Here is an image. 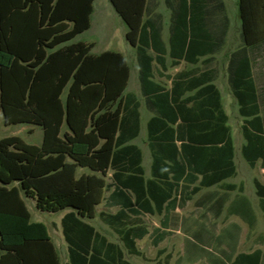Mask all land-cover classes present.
Returning <instances> with one entry per match:
<instances>
[{"label": "trees", "instance_id": "16d2710c", "mask_svg": "<svg viewBox=\"0 0 264 264\" xmlns=\"http://www.w3.org/2000/svg\"><path fill=\"white\" fill-rule=\"evenodd\" d=\"M95 1L0 0V116L6 126L43 129L40 145L19 136L0 139V264H62L47 225L32 220L28 199L41 212L69 210L62 218L68 264H133L86 221L108 191V205L120 209L99 216L130 254H138L135 240L147 230L133 215L183 204L200 188L236 174L229 118L214 84L216 71L208 67L230 28L224 1L164 0L170 10L167 48L153 0H109L136 48L141 93L155 114L147 124L153 159L148 180L141 151L127 144L140 130V102L125 94L128 59L74 42L91 29ZM238 7L241 46L229 57L228 82L243 118L242 155L252 168L260 160L264 168V98L253 75L254 62L264 55V0H239ZM167 55L173 67L182 61L203 67L170 77ZM155 69L171 79L170 88L155 80ZM80 169L87 171L78 175ZM196 175L199 185L184 194V183ZM254 184L264 213V183ZM233 264H262V252L240 254Z\"/></svg>", "mask_w": 264, "mask_h": 264}, {"label": "crops", "instance_id": "0c3cea01", "mask_svg": "<svg viewBox=\"0 0 264 264\" xmlns=\"http://www.w3.org/2000/svg\"><path fill=\"white\" fill-rule=\"evenodd\" d=\"M225 6H226V4H225ZM86 32L82 33L78 37L82 36ZM126 32H127V30H126ZM126 32H125V34H126ZM162 39L166 43L167 48H168L169 37H168V40L165 41V39L163 38V35H162ZM75 40H74V42H78ZM224 46H225V44H224ZM224 46L222 47L221 51L223 50ZM238 48H236V49H238ZM134 49L136 51V48H134ZM107 50L108 49H106L104 51H107ZM235 50H233V51H235ZM151 51L152 50H150V53H151ZM219 53H217V54H219ZM151 54L154 55V52ZM217 54L213 55L214 60H215V56ZM230 55H229V57H230ZM136 59H137V53H136ZM168 59H170V65H171V58L167 55V64H168V70H169ZM202 59H204V58H202ZM228 62H229V59H228ZM182 63H185L186 65H191L185 61H182L179 65H181ZM137 64H138V61H137ZM179 65H177V66H179ZM191 66L192 67L189 69H182L178 72L190 70L196 66L199 67L200 63L197 65H191ZM155 67L158 68V65L156 63H155ZM174 67H176V66H174ZM227 68H228V65H227ZM155 71H157V69H155ZM167 72L165 73L166 75H168ZM178 72H176V73H178ZM227 73H228V71H227ZM157 74H158V72H157ZM253 75L256 79L258 87L260 88V90H263L262 91V97L264 98V55L261 58H259L257 61L254 62V64H253ZM137 76H138V74H137ZM173 76H170V77H173ZM159 77L160 78H167L170 81V86H167V85L163 84L162 82L157 81L156 76H155V80L157 82L162 83L163 85L167 86L168 88L171 87V79L170 78H168L166 76H164V77L159 76ZM130 79H131V76H130ZM138 81H139V79H138ZM215 81H216V79L214 80V84L217 86ZM128 86H129V84H128ZM139 86H140V83H139ZM217 88H218V86H217ZM219 91H220V89H219ZM140 92H141V89H140ZM231 92H232V90H231ZM127 93H134V92H131V91L126 92L125 91V94H127ZM220 93H221V91H220ZM141 95H142V93H141ZM136 97L140 102V106L138 109L139 115H140V118H139V120H140L139 121V123H140L139 129L140 130H139V134L135 138L130 140L127 144L128 145H135L141 151V153H142V167L144 170V178L146 180H148V179L152 178V162H153V159H152V155H151V149L149 147L147 124H148V121L155 114L151 110L148 109L143 95H142L143 103L137 95H136ZM221 98H222V94H221ZM143 104H144L146 110L150 114L148 117L143 116V112H142ZM222 105H223V102H222ZM238 112H239V110H238ZM143 121L145 122L144 124H145V128H146V135L145 134L141 135ZM19 125L31 126L33 128L34 127H40V126L26 125V124H19ZM40 129L42 130V140H43V129L41 127H40ZM241 131H242V129H241ZM142 136H146L147 147H148L147 155L151 157V163H150L149 171L148 170L146 171V169L143 165V151L145 153V150L137 142V140L140 139ZM242 136H243V134H242ZM232 137H233V135H232ZM233 141L235 143L234 137H233ZM41 143H42V141L40 142V144ZM244 143H245V140L239 146L241 155H242V147H243ZM242 157H243V155H242ZM260 161L262 162V160H260ZM234 162H235V144H234ZM258 163H257V165H258ZM247 164H248V162H247ZM262 165H263V162H262ZM235 166H236V163H235ZM254 168H256V167H254ZM254 168H252L248 164L247 169H254ZM262 168H263V166H262ZM80 170H83V169H80ZM86 171H84V172H86ZM245 171H247V170H245ZM112 173L113 172L110 171V173L108 174L107 182H111ZM244 173L238 176L237 167H236V174L234 176L223 180L219 184H216V185H213L210 187L200 188L192 196V198L190 200L186 201L183 204H180L179 201L175 205L165 203L164 206L162 207V210L159 212H154V213L142 212L138 215H133L132 218L136 222V224L143 227V228H146V230H147V234L144 237L138 238L135 240L136 248L139 252L138 254H130L127 251V249L124 247V244H123L122 240L120 239V236L114 231V229L111 226H109L107 223H105L99 216L100 212H107V213L115 214L120 209L119 206H109L108 205L107 201H108V197H109L110 192H111V191H108L105 194V199L103 200V202L100 205H98V206H102L101 210L98 213H97V207L98 206L96 207L95 217L98 216L100 221L104 225L109 227L118 236L119 240L122 243V246L116 242L110 241L106 236L102 235L101 233L100 234L102 236L106 237L109 242H112V243L116 244L117 246H119L124 253L125 259L128 261H130V260L126 258L125 251L130 256L143 257L145 259L144 254L141 252V250L139 248V243L144 241L146 238H149V240L152 243V248L154 249V259L153 260L156 264H233V262L236 260L237 256H239L240 254H251V253L255 252L256 250H260L262 252V264H264V251L261 247L254 248L251 251H244L242 249L245 242L253 240V238H254L253 235L256 231V228L261 224L262 220H264V213H263V210L261 208L260 199L256 194V188H255V184H254V181L257 178L252 177V179L250 181L254 187V189H252L249 186L250 183L248 182V184H247L246 180L244 179V175H245ZM195 179H197L195 182L193 179H191V180H188L184 183V194L185 193L186 194L191 193L193 187L199 185V182L201 180V176L196 175ZM182 185H183V182H180V187H179L178 192H177V200L179 199V196L181 195V193L183 191L182 190L183 188L181 187ZM230 186H232V188H230ZM27 201L28 202L31 201L35 205V202L33 200L28 199ZM27 205H28V203H27ZM35 208H36V206H35ZM29 209H30V207H29ZM36 211L38 213L37 220H34L33 213H32V220L34 222H42L41 219H38V217H40V215L45 213V212H41L37 209H36ZM64 211H66L65 212V214H66L69 210H64ZM61 212H63V211H61ZM58 213H60V212H58ZM47 214H56V213H47ZM62 218H61L60 224H61V231L63 234ZM94 218H92V219H94ZM88 220H91V219H87L86 221L89 222ZM45 222H43V223L47 225L49 235L51 236V238H52V240H53V242L56 245V248L58 250V245L54 239L53 232L50 228V225L47 222L46 223ZM63 237H64V234H63ZM67 249H68V245H67ZM58 253H59V250H58ZM59 257H60V253H59ZM68 258H69V255H68ZM60 260H61V257H60ZM61 263H62V261H61Z\"/></svg>", "mask_w": 264, "mask_h": 264}, {"label": "rangeland", "instance_id": "374dc122", "mask_svg": "<svg viewBox=\"0 0 264 264\" xmlns=\"http://www.w3.org/2000/svg\"><path fill=\"white\" fill-rule=\"evenodd\" d=\"M239 0H224L226 4V11L230 19V28L227 34L226 43L223 50L215 56L214 62L208 67L216 71V84L222 94L223 107L228 115V124L231 127V132L235 140V163L237 167L238 176L243 174L247 184L250 183V187L254 189L251 184L252 177L259 179L264 183V169L262 168V162L260 161L256 168L247 169L248 164L242 157L240 152V145L244 142L241 126L243 118L239 115L237 102L231 92L228 83L227 65L229 55L233 50L241 45V19L238 7ZM154 2V17L157 23L161 27L162 35L165 41L169 37V25H170V10L166 7L164 0H153ZM127 27L122 21L121 17L117 14L109 0H96L95 11L92 16V27L85 34L78 37L75 41H83L86 43H94L93 53L99 54L104 50H114L123 53L130 65H131V79L126 92H134L143 103V97L140 92V86L138 81V64L136 59L135 49L127 42L126 32ZM151 53H153L151 51ZM169 70L168 75L173 76L176 72L182 69H189L192 66L182 63L179 66L172 67L170 65V59H168ZM199 67H203L201 64ZM156 80L163 84L170 86V81L167 78H160L155 71ZM142 112L144 117H148L150 114L146 110L144 104L142 106ZM145 121V120H144ZM142 123L141 135H146L145 122ZM8 136H19L23 138L27 143L39 145L42 141V130L40 127H31L24 125H12L6 126L4 124L3 115L0 116V139ZM138 144L145 150L143 151V165L146 171L150 169L151 157L147 155L148 147L146 136H142L137 140ZM247 170V171H245ZM86 170H79L78 175H81ZM30 207L31 213H33L34 220H37L38 213L36 211L34 203L27 201ZM102 206L97 207V213L101 210ZM66 211L47 214L43 213L38 217L42 222H47L53 232L54 239L58 245L62 264H68V249L67 243L63 237L61 231V218ZM45 220V221H44ZM96 230L102 235L106 236L110 241L116 242L122 246L118 236L106 225H104L98 216L94 219L88 220ZM45 222V223H46ZM252 241L245 242L243 245L244 251H251L254 248L261 247L264 251V220L256 228ZM139 248L144 254L143 257L130 256L126 251V258L134 264H156L154 262V249L149 238L139 243Z\"/></svg>", "mask_w": 264, "mask_h": 264}]
</instances>
